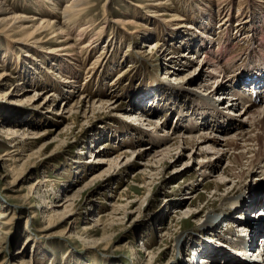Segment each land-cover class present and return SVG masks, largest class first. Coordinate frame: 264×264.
Returning <instances> with one entry per match:
<instances>
[{
    "label": "rangeland",
    "instance_id": "1",
    "mask_svg": "<svg viewBox=\"0 0 264 264\" xmlns=\"http://www.w3.org/2000/svg\"><path fill=\"white\" fill-rule=\"evenodd\" d=\"M68 1L7 0L19 13L30 18H48L58 25L65 20L61 10ZM169 1L178 10H173L176 13L172 15L183 19L180 23L184 27L179 31L168 29L173 16L164 18L168 22L162 21L156 28L150 7L138 17L133 6L145 0H97L93 12L79 16L78 23L72 25L69 44L74 45L76 57L67 55L71 52L65 51L67 45L57 42L47 45L57 49L52 55L43 53L40 45L25 42H16L18 52L14 54L8 46L10 38L0 27V74L9 73L10 78L0 86V205L10 215V222L0 227V264H189L187 254L193 249L208 252L214 260L212 264L221 262L226 254L234 256L230 248L240 238L236 234L239 227L235 213L240 212L245 218L251 207H245L248 212L245 208L231 212L235 208L233 202L255 191L252 190L254 176L264 169V160L261 162L264 154L260 162L254 161L264 148L243 161L244 167L238 170L241 179H234L228 188L220 191L214 182H219V171L232 167L228 163L230 153L221 158L216 174H202L197 166L202 156L193 158L188 149L175 152L174 159L166 165L147 166L153 151L162 146L152 147V139L146 132L150 125L147 121L165 124L167 131L178 129L175 115L183 114V109L188 120L201 118L199 114L193 115L191 107L207 92L195 93L191 83L190 90L181 91L183 99L179 101L177 86L181 81L176 79L181 76L168 73L164 66L170 51L176 53V64L185 57L189 71L197 67V59L204 58L202 51L209 49V60L218 61L226 72L225 77L238 67L260 59L264 54V0H225V6L219 0ZM49 7L53 8L52 14ZM102 11L111 14L107 23ZM136 22L143 24L141 29L132 26ZM90 40L95 42L93 48H87ZM156 43L164 44L161 48L164 52L156 51L154 56ZM199 47H204L201 57L191 56L193 48L199 50ZM186 55L194 58L193 64ZM95 64L96 72L91 68ZM180 68L179 65L176 69ZM208 71L210 68H204V73ZM205 75L206 83L210 84L214 78L209 73ZM23 88H27L26 94ZM7 91L11 95L5 94ZM150 91L163 92L161 95L166 98L161 99L162 110L153 116L144 115L142 122L133 120L140 126L135 128L129 124V116L135 119L139 107L133 106L132 100L153 95ZM51 93L56 99L52 107L44 109L42 104ZM80 98L92 101L118 98L131 110L98 108L93 113L89 109L87 114L65 113L64 120L57 115L66 103H76ZM221 104L226 110L228 100H222ZM239 109L244 107L236 111ZM188 120L184 121L185 125ZM2 124L18 130L15 136L21 149L13 147L15 143L8 139ZM212 136L213 140L218 138L216 132ZM146 147L152 149L143 156ZM103 151L107 157L120 155L121 151L138 153L125 166H113L111 174L104 179L91 180L94 174L109 168L108 164L96 163V156ZM14 156L18 157L16 163L12 161ZM27 156L31 159L26 163L34 166L25 170ZM38 179L47 180L39 187L41 195L47 198L36 197L31 189ZM74 195L73 216L68 214L65 218L59 213L53 223H48L47 208L55 201L68 205L66 196ZM229 203L233 206H227ZM61 205L53 209L61 210ZM227 209L228 215H222L221 211ZM255 214L264 220L258 210L252 215ZM242 223L238 225L245 224ZM213 233L224 241L221 247L211 243ZM27 237L31 238L29 243ZM38 246L44 254L42 260L36 259ZM208 255L198 256L197 262ZM252 264H264V259Z\"/></svg>",
    "mask_w": 264,
    "mask_h": 264
},
{
    "label": "bare ground",
    "instance_id": "2",
    "mask_svg": "<svg viewBox=\"0 0 264 264\" xmlns=\"http://www.w3.org/2000/svg\"><path fill=\"white\" fill-rule=\"evenodd\" d=\"M96 1L97 0H69L68 2H66L64 8L61 10V13L63 12V14H64L65 20L62 23V25H58V23H56L53 20H50L48 18H46V19L45 18L39 19L38 17L30 18V17L22 14V12L21 13L17 12L15 10L16 8H14V6L10 5L7 2V0H0V27H2V32L10 38L8 41V46L10 47V49L12 50V52L14 54L16 52H18V46L15 45V44H17L16 42H18V43L25 42L27 44L32 43L33 45H36V46L40 45L39 48L40 47L42 48L43 53L52 55L57 49L53 50L50 46H47V45H49V43H51V42H57L60 45L61 44L65 45V46L67 45V48H65V51H67V52L71 51L70 54H67V55H69L70 57L71 56L74 57L78 53H76L75 51L73 52L74 45L71 43L69 44V42L71 40L70 33L72 31V27H74L78 23L79 16L87 15V14H90L93 12V10L96 7V4H95ZM219 3L221 5H224L225 0H219ZM138 4H139L138 6H133V8L137 11L138 17H140L141 12L145 13V11H144L145 8L147 9V7H150L149 13H151V12L154 13L153 18H155L156 28L161 26L160 23L162 21L168 22V20L164 19V18H166L168 16H173L172 14L176 13L175 11H173L176 9L174 7H172L171 2L169 0H145V3L140 2ZM51 6H52V4H51ZM226 7H227V11L229 9V12H230L232 9L230 6V3L226 4ZM49 8H50L51 14H52L53 8L52 7H49ZM150 9H153V10H150ZM176 11H178V10H176ZM102 12L104 14L103 15L104 20L107 23L109 21L111 14H110V12H104V11H102ZM159 17H160V19L163 18V20H158ZM170 19H169L170 25L168 26V29L174 28L175 30L177 29V31H179L182 27H184V25L182 23H180L181 20H183V19L180 17L178 18L177 15L173 16V18L171 17ZM94 20L95 19H93V21ZM175 21L176 22L178 21L179 23H176ZM72 25H74V26H72ZM142 25H143L142 23H137V24L133 23L132 26L136 27V29L138 30V29L142 28ZM166 31H169V30H166ZM81 34H83V33H81ZM145 34H147L146 30H145ZM94 43H95L94 41L90 40V42L86 44L87 48L88 47L93 48ZM42 44H45V45H42ZM163 45L161 43H156L154 45L153 52H152L154 56L156 55L157 52L161 53L163 51V49H161L163 47ZM209 54H210L209 52L206 53L203 56L204 58L199 56L201 58L196 60V61H198L197 67H195L193 70H189V71H187L189 68V63H187L184 60L185 59L184 54H183V57H184L183 60H181V63H178L181 66V68L179 70L176 69L177 66H179V65L176 64L178 59L175 56L176 55L175 52L173 53V51H170L168 53L167 57H165L166 61H165L164 66H166L167 72L174 74L176 77L181 76L179 79H176V80L181 81V83H179V85L177 86V88L180 89V91L190 90L188 88L189 85L191 83H194V85H192V86L194 87V89H196V90H194L195 93H198L199 91H206L207 93H206V96H203V95L199 96V100L201 103L200 104L198 103L197 104L198 108H196L199 110V113L193 112V115L194 114L200 115L201 118H200V120L198 119L199 121H197L196 118L194 120L192 118L188 120L187 114H184V113L182 114V112H178V115H177V119L179 121L178 129L173 130L171 128L170 130L165 131V124H162L160 126V124H158L159 123L158 121L157 122H155V121L150 122V121L146 120L150 124L149 130H146V132L150 135V138L152 139L151 140L152 147L156 148V147L162 145L161 147H159V149H156V151H153V153L150 157V160L148 161V164H146V165L147 166L150 165V167H152L154 164L155 165L159 164V166L166 165V164H168L169 161H171V159H174L175 152L183 153L184 149H188V150H191L190 153H192V154H190V156H192L193 158H198L199 156H202V157H200V161L197 164V166H198V168L202 174H204V175H207L208 173L216 174V170H217L216 167H217L219 161L221 160L222 157H225V154L230 153V155H231L230 160L231 161L229 160L228 163L230 165L233 164L232 167L229 166L228 167L229 169H223V170L219 171L220 172L218 175L219 176L218 177L219 182H216V183L214 182V184L217 185V189L218 190L220 189V191H222L223 188H228L229 185L232 184V181L234 179L239 180L242 178V174H239L238 170L240 168L244 167L243 161L248 160V158L251 155H253L255 152L258 155V152L264 148V99H261L260 103H250L247 105L244 104V105H242L244 107V109H241V110L239 109V111L238 110L236 111V109L240 108V105L238 106L239 102L236 99H232V96H230V94H233L232 91H234V85H231L230 81L229 82L226 81V79H225L226 73L223 71V69H221L220 65L218 64V61L209 60L210 59ZM193 55L194 54H192L191 56H193ZM27 56L30 57L29 54ZM191 56L188 55L187 57L190 60L191 64H193L192 59H194V58L190 59ZM195 58H198V57H195ZM72 59L77 60V58H71V60ZM175 65H176V67H174ZM95 66H96V64L94 66H91V68H93V70H95V68H96ZM206 67L210 68V71H208L206 73H209V76L214 78L210 84L206 83L207 82L206 75H205L206 73H204V68H206ZM183 71H184V74H182ZM95 72H96V70H95ZM196 72H198L199 74L198 73L196 74ZM121 77H122V75H121ZM121 77H118V78H121ZM222 79H223V81H222ZM8 80H10L9 73L2 72L0 74V86L4 85ZM18 85L19 84H17V87H18ZM16 88H14V89H16ZM12 89H13V87H12ZM23 89H24L23 94H26L25 92H27V88H23ZM230 89H231V91H230ZM219 92L221 93L220 98L215 99V96ZM151 93H153V92H151ZM162 93L154 92L153 95H150L149 97L146 98L147 101H144V102L142 101L141 103H139V101H141L142 99L139 100L137 98L135 100H132V105L138 106L139 108L137 109L138 113H137L135 119L131 115V116H129V121L135 120L137 122H140V121L142 122L144 120L143 119L144 114H142L143 111L141 109H143L146 106L145 104H147L148 102L151 103L149 106L147 105L148 109L149 110L152 109L153 112H155L156 102H159V100H161V99L163 100L166 98V97L163 98L164 96L161 95ZM5 94L11 95V92L7 91ZM192 94L194 95V93H192ZM54 95L55 94L51 93L49 96L46 97V99L44 100L45 102H43V104H42V107L44 109H45V107H49V106L52 107L54 100L56 99V98L54 99V97H55ZM159 96L161 99L158 98ZM222 100H226V101L228 100V106H227L226 110H224V108H222V105H223V104H221ZM205 105L206 106L207 105H213L214 107H213V109L208 110V109H205L206 108ZM98 108H100V109L101 108L102 109L103 108H110V109H113L114 111H117V112H119L121 110H126L127 112H129L131 110L130 106L126 105V107H124V104L118 98H115V99L110 98V99H105L103 101L100 99H98L97 101L96 100L92 101L89 99H81L80 98V100L76 101V103H71V104L66 103L64 109L60 110L62 112H58L57 115H61V119L64 120V118H65L64 114L65 113H69L70 115L71 114L81 115L82 112H85V114H87V111L89 109H91V111L93 113H95V111ZM255 108H257V109H255ZM139 111H142V113H140ZM209 112L214 114V116L209 117V115H208ZM231 112H233V113L237 112V113L232 114ZM242 115H243V118L246 119V121L242 120L243 118L240 119L242 117ZM236 117L237 118L239 117V119H236ZM183 119L189 121L187 125L184 124L185 120L183 121ZM6 125L2 124V126H4L3 129L6 130L8 136H9L8 139H11L13 141V143H15V145L13 147L21 149V146H19L17 138L15 136L18 130L17 129H10V127L6 126ZM178 125H176V126H178ZM204 130H208V131L211 130L212 133H210V134L199 133V131L202 132ZM214 132H216L217 136H218V138L217 139L215 138V140H213L214 139L213 136L211 137V135ZM198 133H199V135H198ZM152 147L151 148H148V147L144 148L145 152L143 153V156L147 155L148 154L147 151H151ZM208 151H212L213 153H210ZM100 152H99L100 156L99 155L96 156V160H97L96 163L101 164V165L108 164L109 168L106 169L105 172L94 174L91 177V180L94 179L95 181H99L101 179H104L105 176L110 175L112 172L113 166H115L116 168H118V167L120 168V166H125V162L127 164L129 162V159H131V157H133V155L135 156V154L138 153L136 151V153H132V155H131V154H128V151H121L120 155L107 157L106 154H104L106 151H103L102 153H100ZM142 152L143 151H141V153ZM220 154H222L221 157H219ZM263 154H264V150L259 155V157L254 161V163L261 160V158L263 157ZM17 158L18 157H15V156L12 157V161L15 160L14 163H16V161H18ZM201 158H204V159L206 158V159L204 160ZM29 159H31V158L29 156H27V160L24 163V166L26 165L25 170H27L30 166H34V164L29 165L28 163H26ZM126 159H128V160H126ZM0 160H1V158H0ZM263 160H264V157L261 160V162H263ZM213 161H215L216 163H213ZM263 164H264V162H263ZM254 179L255 180L253 182L254 185H253L252 190L255 189V191L252 192V195L251 196L248 195L249 197H246L245 199L244 198L243 199H240V198L234 199L233 205L235 206V208L248 207V209H249V207H251L249 209L250 210L249 216L247 215L244 219H245V221L251 222L252 225H254V227H256L258 229V227L263 226L264 220L260 219L258 217V214H255V215H252V214L256 213L258 210V208H256V205H260V203L262 202L261 201L262 199L260 197H262V195L264 194V190H263V184H262L261 180L264 179V169L262 171L256 173V175L254 176ZM91 180H90V182H92ZM45 181H47V180H41L40 181L38 179L31 185V189L34 192L36 197L38 196V197L47 198L44 194L41 195L40 188H39L40 185ZM258 185H260L259 188L257 187ZM256 189H257V192H256ZM70 197L66 196V199H68V198L70 199V200L68 199V202H70V204H68V205H65V204L61 205V203H63V201L62 202H59V201L56 202L55 201V203H53V206H51V208H47L49 210V212L46 216L48 223H53L55 221L54 217L57 216L59 213H60L59 215H61L62 217H65V218H68V217H66V215L72 214V208L71 207L73 206V201H74L76 195H74L72 198H70ZM233 197H234V194H232V196H231L232 200H233ZM66 199H65V201H66ZM258 202H260V203L258 204ZM60 205H61V207H63L61 210L56 211L55 209H53V208H58V206H60ZM229 205L233 206L232 203H229L227 206H229ZM254 208H256V209L254 210ZM246 210H247V208H246ZM227 211H228V209L225 210L224 212L221 211V214L222 215H226V214L228 215ZM8 213L9 212H6L5 207L0 205V227L4 224L10 222L9 221L10 215ZM71 216H73V214ZM214 217L217 218V216H215V215H214ZM214 217H212V218L214 219ZM210 224L211 223H209V225ZM28 226H27V228H29ZM239 229H241V228L239 227ZM30 241H31V238L27 237L26 243L27 242L29 243ZM242 242H243L242 238H239V240H237V242L235 244L236 248H239V244ZM39 248H40V246H38V250L36 251L37 252L36 253V259L42 260L44 257V254H43V252H40L41 250H39ZM239 250H240L239 252L234 251V253H235L234 256L226 254L224 256L223 260L221 262L218 261L217 263L218 264H240V263L252 264V263L248 262L247 255H246L247 252L245 250H242V249H239ZM1 254L2 253H0V255ZM210 258H211L212 263H214V260L212 259L211 255H210ZM200 260L204 261L205 256L200 258L199 261Z\"/></svg>",
    "mask_w": 264,
    "mask_h": 264
}]
</instances>
